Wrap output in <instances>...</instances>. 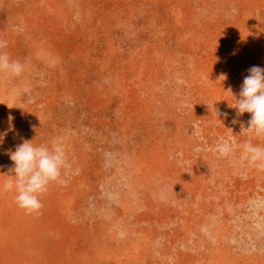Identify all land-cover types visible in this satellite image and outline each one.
Segmentation results:
<instances>
[{
  "label": "rangeland",
  "instance_id": "rangeland-1",
  "mask_svg": "<svg viewBox=\"0 0 264 264\" xmlns=\"http://www.w3.org/2000/svg\"><path fill=\"white\" fill-rule=\"evenodd\" d=\"M0 40V184L25 140L70 164L42 215L0 193V264H264V170L215 150L264 147L226 91L264 68V0H0Z\"/></svg>",
  "mask_w": 264,
  "mask_h": 264
},
{
  "label": "clouds",
  "instance_id": "clouds-1",
  "mask_svg": "<svg viewBox=\"0 0 264 264\" xmlns=\"http://www.w3.org/2000/svg\"><path fill=\"white\" fill-rule=\"evenodd\" d=\"M236 11L237 9L233 8V12ZM6 47L7 41L0 40V77L6 75L19 77L25 66L19 61L12 60L9 54L3 51ZM247 72L238 96L233 94L231 88L226 90L235 97V103L229 102V107L236 110L237 116L249 113V126L246 129L257 138H264V68L252 66ZM224 79H226L224 75L218 78L221 81ZM8 106L13 107L9 104ZM217 114L219 115L218 112ZM241 127V133H244L245 128L243 125ZM238 147L243 150V158L258 169L264 170V147L254 145L250 141L238 145L234 138L221 137L215 150L221 156L228 157ZM8 154L14 162L12 171L15 175H12L14 179L10 178L0 184V193L15 192V201L26 214L42 215L43 200L51 186L66 183L62 176L70 164L63 143L54 141L49 148L47 145L36 146L25 140L16 146L15 151Z\"/></svg>",
  "mask_w": 264,
  "mask_h": 264
},
{
  "label": "bare ground",
  "instance_id": "bare-ground-1",
  "mask_svg": "<svg viewBox=\"0 0 264 264\" xmlns=\"http://www.w3.org/2000/svg\"><path fill=\"white\" fill-rule=\"evenodd\" d=\"M152 172V171H151ZM152 175V174H151ZM194 254V253H193ZM196 257V256H195ZM6 260H7V258H6ZM10 260V259H9Z\"/></svg>",
  "mask_w": 264,
  "mask_h": 264
}]
</instances>
